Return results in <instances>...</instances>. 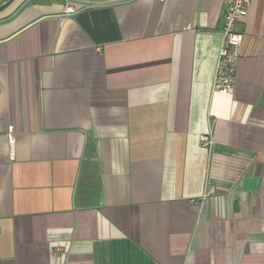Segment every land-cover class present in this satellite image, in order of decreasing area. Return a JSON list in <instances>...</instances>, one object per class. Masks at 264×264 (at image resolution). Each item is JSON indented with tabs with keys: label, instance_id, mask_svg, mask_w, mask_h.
Listing matches in <instances>:
<instances>
[{
	"label": "crops",
	"instance_id": "obj_1",
	"mask_svg": "<svg viewBox=\"0 0 264 264\" xmlns=\"http://www.w3.org/2000/svg\"><path fill=\"white\" fill-rule=\"evenodd\" d=\"M224 25L223 0L0 20V264H264V0L230 93Z\"/></svg>",
	"mask_w": 264,
	"mask_h": 264
},
{
	"label": "built area",
	"instance_id": "obj_2",
	"mask_svg": "<svg viewBox=\"0 0 264 264\" xmlns=\"http://www.w3.org/2000/svg\"><path fill=\"white\" fill-rule=\"evenodd\" d=\"M165 2L166 0H160ZM252 0H223L225 8V25L222 31L223 41L219 48L216 70L213 78V90L219 92H233L236 82V73L240 45L243 33L235 27L236 23L245 18ZM76 9L69 6L66 12L73 13ZM201 141L210 145L212 141L207 136H202Z\"/></svg>",
	"mask_w": 264,
	"mask_h": 264
},
{
	"label": "water",
	"instance_id": "obj_3",
	"mask_svg": "<svg viewBox=\"0 0 264 264\" xmlns=\"http://www.w3.org/2000/svg\"><path fill=\"white\" fill-rule=\"evenodd\" d=\"M27 0H9L8 4L0 9V20L6 19L13 15ZM96 5H90V7H95Z\"/></svg>",
	"mask_w": 264,
	"mask_h": 264
},
{
	"label": "trees",
	"instance_id": "obj_4",
	"mask_svg": "<svg viewBox=\"0 0 264 264\" xmlns=\"http://www.w3.org/2000/svg\"><path fill=\"white\" fill-rule=\"evenodd\" d=\"M8 4V3H7ZM7 4L3 5V6H0V9L4 8Z\"/></svg>",
	"mask_w": 264,
	"mask_h": 264
}]
</instances>
